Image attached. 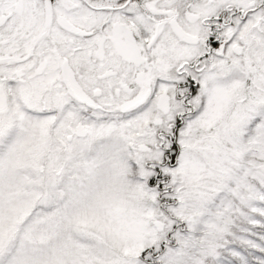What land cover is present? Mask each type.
<instances>
[{
  "label": "snow or ice",
  "instance_id": "snow-or-ice-1",
  "mask_svg": "<svg viewBox=\"0 0 264 264\" xmlns=\"http://www.w3.org/2000/svg\"><path fill=\"white\" fill-rule=\"evenodd\" d=\"M0 264H264V0H0Z\"/></svg>",
  "mask_w": 264,
  "mask_h": 264
}]
</instances>
